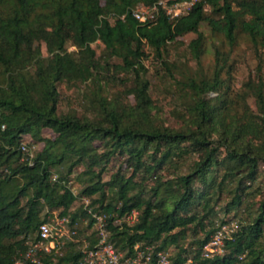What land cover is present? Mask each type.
Listing matches in <instances>:
<instances>
[{"label":"trees","instance_id":"obj_1","mask_svg":"<svg viewBox=\"0 0 264 264\" xmlns=\"http://www.w3.org/2000/svg\"><path fill=\"white\" fill-rule=\"evenodd\" d=\"M158 1L0 0V264H13L25 254L29 241L39 239L38 226L48 220L46 213L42 215L44 208L47 213L59 210L60 216H69L70 224L76 221L78 212L69 211L76 195L67 182L80 165L81 174L87 177L81 196L90 199L88 207L95 213L105 216L109 241L127 255L135 245L149 246L154 252L179 247V240L193 224L194 233L203 232L193 242L195 253L190 255L181 247L171 258L174 262L188 257L197 260L202 246L218 229L214 225L206 228L213 214L210 202L217 204L228 190L233 197L223 212L241 203L249 187L244 180H254L259 165L264 164V75L260 67L257 78L248 79L234 96L223 87L220 72L224 64L219 65L218 56L211 78L179 71L186 101L183 121L174 128L158 123L153 113L143 60L148 56L146 46L162 58L170 43L189 32L197 35L189 47L199 60V28L206 21L212 32L222 34L230 44L237 33L246 35L260 63L264 0H196L177 18H170L161 6L152 19L134 17L136 5L152 6ZM174 1L182 0L169 2ZM96 41L104 45L105 59L97 57L92 48ZM68 44L75 50L69 51ZM113 57L120 63L111 64ZM162 63L170 69L165 60ZM110 65L124 77L113 72L108 78L130 84L125 94L132 95V104L117 96L108 98L99 83L89 97L94 118L58 112L59 84L93 83L103 72L107 74ZM250 96L255 110L247 103ZM45 128L55 137L43 138ZM24 134L44 142L35 156H23ZM95 141L103 145L101 152ZM115 155L124 157L132 173L125 177L117 170L104 181L106 164ZM70 158L74 160L65 175L53 181L52 169ZM185 158H191L187 171L163 179L162 171L173 160L179 163ZM137 174L152 179L148 189L143 182L136 189L133 178ZM234 181L236 185L227 189ZM132 209L138 216L129 224L124 216ZM258 209L252 221L241 224L225 242V254L207 260L208 264H264V197ZM96 244L93 240L86 249ZM69 247L64 252L41 251L42 264L78 261L83 250L73 243Z\"/></svg>","mask_w":264,"mask_h":264},{"label":"rangeland","instance_id":"obj_2","mask_svg":"<svg viewBox=\"0 0 264 264\" xmlns=\"http://www.w3.org/2000/svg\"><path fill=\"white\" fill-rule=\"evenodd\" d=\"M168 1L170 0H162L164 4H168ZM134 9L135 11L138 9L145 15L150 13V11L144 10L141 4L136 5ZM199 30L202 33V52L199 60L193 57L189 47L190 41L197 37L192 32L170 43L162 58L157 57L149 47L146 46L145 48L148 56L143 60L145 66L143 75L149 80L148 93L152 99L154 106L153 113H155L158 123L176 128L183 121L181 115L184 114V102L186 98L183 96L182 85L179 84L182 79L179 71L191 76L197 75L211 78L216 65V57L218 56L219 65L224 64L223 70L220 72V78L223 80V87L228 89L230 96H234L236 93L242 91L244 83L248 79L255 80L257 78L259 74L258 67L261 69L260 75H264V55L262 61L259 63L254 48L246 35L237 33L234 43L230 44L222 34L212 32L206 21L201 23ZM91 46L95 49L97 57L105 59L104 45L100 41L92 43ZM67 49L73 51L75 47L68 44ZM42 50L46 54L44 45H42ZM163 60L168 63L170 69H167V66L162 63ZM109 62L111 64H118L120 60L113 57L109 59ZM170 71L174 72V76H171ZM113 72L117 74L113 66L110 65L107 74L103 72L101 79L93 83L79 85L70 83L59 84L58 112L75 113L80 117L94 118V110L89 97L92 96L91 93L96 90L95 87L99 83L102 85L101 92L108 98H115L117 96L124 103L128 101L132 104L134 102L132 95L126 96L125 94L126 87L130 84L124 85L108 78ZM122 74L118 72L117 76L124 77ZM214 95V93L211 94V96ZM247 103L252 110L256 109L255 100L252 96L248 97ZM42 137L45 139L54 138L55 134L51 129L45 128L42 130ZM21 143L26 147V150L23 152L24 157L35 156L44 145L42 140L33 139L30 134H24ZM95 145L98 148V152L103 150V145H101L100 141H95ZM185 159V161H179V163L173 160L172 164L162 171L161 175L163 179H171L187 171L191 158ZM72 160L74 158L67 159L64 163L52 169L51 178L53 181L58 179L59 176L65 175ZM82 170L81 165L74 168V172L68 176L67 182L71 191L76 195V199L69 210L71 213L74 211L78 212L76 221L70 224V217L60 216L59 210L47 213L46 208H44L42 212V215L47 214V219L52 223V226L61 231L62 237L56 243L59 252H64L70 248L69 244L71 243L77 249H86L93 240L98 239L97 228L105 218L104 215L95 213L93 207H88L90 199L80 194L87 180V177L81 174ZM117 170L125 177L130 176L132 173V168L127 166V163L124 162V157L121 155H115L106 164L102 175L103 180L108 181ZM133 180L135 181V185H137V190L140 188L138 185L142 182L145 185V189H148L152 184V179L144 177V174H137ZM244 183L249 185V187L243 193L241 203L232 207L229 212H223L225 205L233 197V194L228 192V190L222 192L217 204L213 203L214 200L210 202L213 214L206 220V228L214 225L217 228L224 227L225 231L233 233L241 224L252 221L259 211V202L264 197V164L259 165L258 174L254 180L245 179ZM234 185H236V181L228 183L227 189H230ZM195 186L201 189L200 183H196ZM134 191L136 192V190ZM111 193H109V196ZM24 201L25 199H22V202ZM81 210L86 211V214H83ZM204 212L202 211L200 214L202 215ZM93 214H97L100 218H98V221L95 220L91 223V219L94 217ZM222 220L226 222L221 223ZM119 222L121 221L118 220L117 223ZM188 227L190 228L178 242L179 247L171 245L165 250L166 252L173 256L182 247L186 248L190 255L195 253L197 245L193 242L197 238H201L203 232L197 230L194 233L193 224ZM72 231H75V233L72 234Z\"/></svg>","mask_w":264,"mask_h":264},{"label":"built area","instance_id":"obj_3","mask_svg":"<svg viewBox=\"0 0 264 264\" xmlns=\"http://www.w3.org/2000/svg\"><path fill=\"white\" fill-rule=\"evenodd\" d=\"M196 0H182L169 2L164 4L159 0L156 4L142 5L144 10L150 11L145 15L137 9H133V15L140 21L152 19L157 11V6H161L170 18H177L186 14ZM22 151L26 150L25 145L21 143ZM95 220L98 221L97 215L93 214ZM138 211L130 210L124 216V220L131 224L137 220ZM75 231H72L74 234ZM39 239L35 242L29 241L28 248L21 258H17L13 264H42L39 253L41 251L58 252L56 243L62 237L61 231L52 226L50 221L40 223L37 229ZM97 244L92 249H82L83 255L78 261L71 264H208L207 260L223 256L226 252L225 242L232 238L233 233L225 231L224 227L218 228L211 238L202 246L199 259L188 257L183 261L174 262L171 255L166 251L154 252L151 247L135 245L133 253L127 255L124 251L119 250L108 239V232L105 225V219L97 228Z\"/></svg>","mask_w":264,"mask_h":264}]
</instances>
